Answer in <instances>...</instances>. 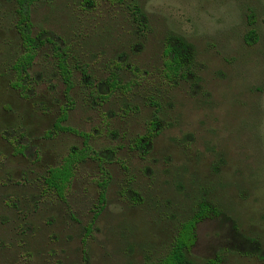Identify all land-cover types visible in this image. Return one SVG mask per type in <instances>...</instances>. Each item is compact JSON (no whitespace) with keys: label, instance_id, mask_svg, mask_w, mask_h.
<instances>
[{"label":"rangeland","instance_id":"1","mask_svg":"<svg viewBox=\"0 0 264 264\" xmlns=\"http://www.w3.org/2000/svg\"><path fill=\"white\" fill-rule=\"evenodd\" d=\"M16 10L0 0V264H158L203 205L190 260L264 264V0H37L70 98L50 44L17 74ZM176 36L193 59L169 81ZM65 106L89 152L55 128ZM70 156L62 199L46 180Z\"/></svg>","mask_w":264,"mask_h":264},{"label":"trees","instance_id":"2","mask_svg":"<svg viewBox=\"0 0 264 264\" xmlns=\"http://www.w3.org/2000/svg\"><path fill=\"white\" fill-rule=\"evenodd\" d=\"M36 2L37 0H16V12L18 16L17 29L22 39L24 53L15 63L14 68L17 74L22 78L24 73H26L29 67L32 65L37 55V51L48 44L52 45L56 51L58 60L57 65L60 75L66 85V95L68 98H70V92L73 89V71L72 68L69 67L68 59L65 52L62 50L60 45L57 44L54 38H52L48 34L41 33L37 36H34L33 34V22L31 12L32 7ZM136 12L137 14H141V16H143V13L139 8L136 10ZM143 18L145 19V16H143ZM163 53V72L165 77L169 81H175L177 78L181 77L184 73H186L192 63V46L188 44V42H186L182 37L176 36L173 38H168ZM106 85L107 88L105 91L108 94L120 88V84L116 78L112 80H107ZM15 87L20 89L22 85L19 83L15 85ZM68 112L69 106H65L61 109V115L58 118L55 128L63 132H69L86 137L85 152H89V137L85 136L83 133L78 132L77 130L71 127L62 126V123H64L68 118ZM154 125L156 124L153 123L151 129H154ZM137 143L139 145H142L141 141H138ZM75 159L76 157L73 156H70V158L65 159L64 165L61 168L52 170L50 176L46 180V186L57 191V194L62 199L64 198L63 196L68 187V184L70 183V179L73 176L72 164L74 163ZM98 159L101 161V158ZM99 201L100 204L103 205L105 201V189H103ZM212 213H214V211L209 206L203 205L190 220L184 223L172 249L170 250L168 255L158 264H196L188 258L187 253L190 252L193 246L195 245V230L197 225L200 224L204 219L210 217ZM210 264L215 263L211 262Z\"/></svg>","mask_w":264,"mask_h":264}]
</instances>
